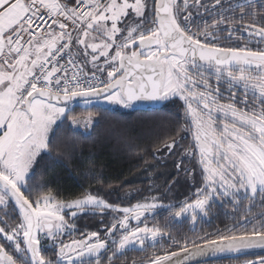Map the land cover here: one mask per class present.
Here are the masks:
<instances>
[{
    "label": "snow or ice",
    "instance_id": "obj_1",
    "mask_svg": "<svg viewBox=\"0 0 264 264\" xmlns=\"http://www.w3.org/2000/svg\"><path fill=\"white\" fill-rule=\"evenodd\" d=\"M237 7L193 31L189 0H0V264H101L110 246L111 264L130 246L156 248L165 238L172 247L161 245L147 264L264 249V0ZM221 31L237 43H219ZM78 98L86 108L182 101L192 137L184 154L202 180L168 210L195 225L213 205L229 204L233 222L176 239L167 225L149 223L163 206L156 197L122 207L98 192L61 198L33 185L44 161L69 156L58 136L65 123L91 125V113L72 115ZM177 143L171 136L163 148L172 154ZM85 212H107L112 222L103 236L91 231L66 242L76 232L69 220ZM244 264H264V256Z\"/></svg>",
    "mask_w": 264,
    "mask_h": 264
},
{
    "label": "trees",
    "instance_id": "obj_2",
    "mask_svg": "<svg viewBox=\"0 0 264 264\" xmlns=\"http://www.w3.org/2000/svg\"><path fill=\"white\" fill-rule=\"evenodd\" d=\"M89 113L96 122L88 132L65 123L58 136L70 145L69 156L44 161L36 171L33 185L47 184L61 198H73L85 191L98 192L110 203L129 202L122 196L129 189L149 187L152 182L148 177L154 173H160L155 179L157 183L174 189L167 191L165 198L174 199L180 187L200 185L198 163L184 154L192 142L189 132L183 130L184 110L176 100L160 108H139L130 113L76 107L72 115L81 118ZM171 136L179 143L168 155L163 164L166 166L161 167L158 154L164 151L163 143ZM137 192V198L142 199L137 201L153 195Z\"/></svg>",
    "mask_w": 264,
    "mask_h": 264
},
{
    "label": "flooded vegetation",
    "instance_id": "obj_3",
    "mask_svg": "<svg viewBox=\"0 0 264 264\" xmlns=\"http://www.w3.org/2000/svg\"><path fill=\"white\" fill-rule=\"evenodd\" d=\"M247 0H221L220 5H215V0H189L190 8L189 10L193 13V19L195 21L193 25V31L196 30L197 26H202L205 21L211 22L215 18H217L221 13L225 15H232V12L229 11V6H231L232 10H235V12L238 14V5L246 4ZM215 5V7H214ZM223 27V26H221ZM239 35V33H237ZM218 36L221 38L219 40V43L226 46H234L237 42L235 40L228 41L223 39V37L227 36V32H219ZM223 91V87L221 89ZM176 100V102L181 105L183 102L178 99H172L169 101ZM168 101V102H169ZM183 108V107H182ZM188 137L191 139L190 142H192L191 133L189 132ZM191 157V156H190ZM192 158V157H191ZM200 169V166H199ZM200 185H194L192 187L186 188V187H180L178 195L174 199H170V197L163 196L165 193L169 190H174L171 187H163L160 188V193L154 194V197H156L160 202L158 204L163 205L162 207H158L153 214L149 217V223H155L161 226L167 225V231L171 234L172 237L176 239H180L182 237H188V238H196L198 236L205 235L207 233H214L218 228L223 229L225 225L231 224L232 221V215H233V209L232 206L229 204H224L221 206L220 204H215L212 206L211 210L209 211V215L207 218L198 219L197 223L193 225L187 217L180 218L179 220L173 219L171 213L168 210V205H178L181 202H183L186 198H189L192 196L196 188L200 187ZM141 192H148L151 193L152 189L146 188H134L129 189V191L126 192L122 196L124 199H129L128 202H118L113 203L117 206L127 207L134 205L137 202L139 198V193L136 194V191ZM139 200H142L141 198ZM9 213H11L10 216L6 217V219L9 220L10 223L14 222L13 218L15 217L16 213L12 210L11 205L7 209ZM254 211H260L259 208L255 209ZM240 212H243V209H240ZM3 215V212L0 211V216ZM112 222V214L105 213L103 216L98 214H90L88 212H85L82 215H79L74 221L69 220V223H74L76 232L71 236H66L65 241L67 242L70 239H78L80 238L81 233L91 232V231H100L101 235H104V230L106 225L110 224ZM0 242H3L2 239H0ZM161 245L164 248H170L172 247L170 242L167 240V238L160 241V244L157 245L156 248L149 247V242L146 241L144 248L141 249L139 245H136L134 247L130 246L129 249H127L123 254H117L115 257L112 258L111 264H147L148 259L152 256L154 252L159 253L162 248ZM174 250V249H173ZM49 257H53V250L51 247H48V250L45 253ZM112 256V247L110 246L109 250L106 252H102L101 254V264H107L106 257ZM259 256H244L240 258H233V259H225V260H216L211 262H204V263H198V264H244V261L246 260H255Z\"/></svg>",
    "mask_w": 264,
    "mask_h": 264
},
{
    "label": "rangeland",
    "instance_id": "obj_4",
    "mask_svg": "<svg viewBox=\"0 0 264 264\" xmlns=\"http://www.w3.org/2000/svg\"><path fill=\"white\" fill-rule=\"evenodd\" d=\"M168 101H165V102H159L158 104H156L154 107H162V106H164L166 103H167ZM76 107H79V108H82V109H86V107L83 105V102H77V103H73V110H72V112L76 109ZM87 108H92L91 106L90 107H87ZM100 108H107V109H110V110H113V111H119V112H124V113H130V112H133V111H135V110H137V109H139V108H141V107H139L138 105H135L134 107H132V108H123V107H120V106H114V105H108V104H103V106L102 107H100ZM88 117V116H87ZM87 117H81V119L82 120H86L87 119ZM96 122V119L93 117V120H92V122H91V125L90 126H85L83 123L82 124H80V125H78V126H75V128L76 129H78V130H80V131H83V132H88L89 130H90V128H91V126L92 125H94V123ZM179 143V142H178ZM177 143V144H178ZM168 155H169V152L167 151V149H164V151L163 152H161V153H159L158 154V157H159V162H160V164L162 163V166L161 167H163V166H166V165H163L164 163H166L167 161H168ZM158 176H160V173H154V175L153 176H149L148 177V180L150 181V182H152V183H150L149 184V187H148V189H152V191H151V193L153 194V195H149L148 196V194H143V195H141L140 197H144V198H146L147 196H148V199L147 200H151V198L152 197H154V194H158V193H160V191H159V189L160 188H163V186L162 185H160L159 183H157L156 181H155V179L158 177ZM141 178H143V177H141ZM155 181V182H154ZM138 191V190H137ZM136 191V194L138 193ZM149 192V191H148ZM126 195H128V194H126ZM160 202V200H158L157 199V203H159Z\"/></svg>",
    "mask_w": 264,
    "mask_h": 264
},
{
    "label": "water",
    "instance_id": "obj_5",
    "mask_svg": "<svg viewBox=\"0 0 264 264\" xmlns=\"http://www.w3.org/2000/svg\"><path fill=\"white\" fill-rule=\"evenodd\" d=\"M82 102L77 99V101H73V103ZM158 103H152V102H138L136 105H138L141 108H151L154 107ZM264 255V249H249L245 253L242 254H221L217 256H207V257H201L198 258L195 261H192L191 264H198V263H204V262H211L216 260H225V259H233V258H240L244 256H257V255Z\"/></svg>",
    "mask_w": 264,
    "mask_h": 264
}]
</instances>
